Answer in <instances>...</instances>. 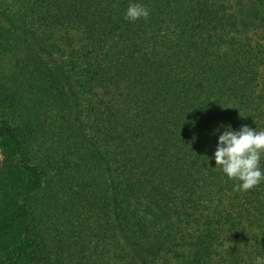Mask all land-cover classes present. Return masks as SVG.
Masks as SVG:
<instances>
[{"label": "trees", "instance_id": "obj_1", "mask_svg": "<svg viewBox=\"0 0 264 264\" xmlns=\"http://www.w3.org/2000/svg\"><path fill=\"white\" fill-rule=\"evenodd\" d=\"M129 2L0 0V264L264 256V182L213 158L264 130V0Z\"/></svg>", "mask_w": 264, "mask_h": 264}, {"label": "clouds", "instance_id": "obj_2", "mask_svg": "<svg viewBox=\"0 0 264 264\" xmlns=\"http://www.w3.org/2000/svg\"><path fill=\"white\" fill-rule=\"evenodd\" d=\"M149 9L139 0H130L124 18L130 22L147 19ZM221 129H223L221 131ZM217 135L213 153L215 167H218L228 179L239 181L234 184L235 191H248L264 182V130L257 131L248 125L233 129L223 125L213 130ZM253 264H264V256L256 255Z\"/></svg>", "mask_w": 264, "mask_h": 264}, {"label": "rangeland", "instance_id": "obj_3", "mask_svg": "<svg viewBox=\"0 0 264 264\" xmlns=\"http://www.w3.org/2000/svg\"><path fill=\"white\" fill-rule=\"evenodd\" d=\"M2 155H1V152H0V157H1Z\"/></svg>", "mask_w": 264, "mask_h": 264}]
</instances>
